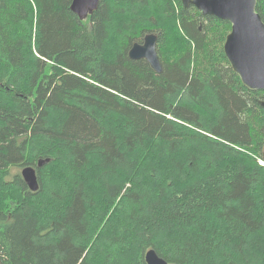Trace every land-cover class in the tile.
I'll return each mask as SVG.
<instances>
[{
  "label": "trees",
  "instance_id": "trees-1",
  "mask_svg": "<svg viewBox=\"0 0 264 264\" xmlns=\"http://www.w3.org/2000/svg\"><path fill=\"white\" fill-rule=\"evenodd\" d=\"M71 2L0 0V264H264V91L232 70L230 24ZM148 34L161 72L128 54Z\"/></svg>",
  "mask_w": 264,
  "mask_h": 264
},
{
  "label": "water",
  "instance_id": "water-1",
  "mask_svg": "<svg viewBox=\"0 0 264 264\" xmlns=\"http://www.w3.org/2000/svg\"><path fill=\"white\" fill-rule=\"evenodd\" d=\"M99 0H72L70 8L81 19L96 10ZM186 8L194 6L204 15L214 16L230 24V31L223 43L224 54L242 84L250 90L264 91V22L256 11L257 0H181ZM156 36L148 34L142 43L129 49L133 59H145L156 71L161 64L156 51ZM264 108V100L260 101ZM264 156V152H263ZM49 158L39 159L40 168ZM20 174L31 191H37L39 182L37 169L31 165L21 168ZM146 264H168L150 248L144 255Z\"/></svg>",
  "mask_w": 264,
  "mask_h": 264
},
{
  "label": "rangeland",
  "instance_id": "rangeland-1",
  "mask_svg": "<svg viewBox=\"0 0 264 264\" xmlns=\"http://www.w3.org/2000/svg\"><path fill=\"white\" fill-rule=\"evenodd\" d=\"M13 170H18L20 172L21 171V168H14Z\"/></svg>",
  "mask_w": 264,
  "mask_h": 264
}]
</instances>
